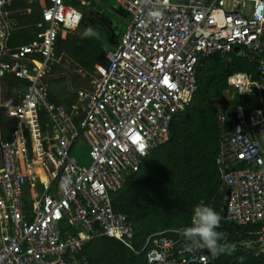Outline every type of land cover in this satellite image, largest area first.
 I'll return each mask as SVG.
<instances>
[{
  "label": "built area",
  "instance_id": "2783aa9c",
  "mask_svg": "<svg viewBox=\"0 0 264 264\" xmlns=\"http://www.w3.org/2000/svg\"><path fill=\"white\" fill-rule=\"evenodd\" d=\"M13 1L0 0V264H91L83 252L99 237L135 250L134 224L115 193L171 139L199 90V65L237 48L259 68L256 80L229 77L249 105L218 109L216 163L221 190L230 189L219 232L222 242L242 237L237 246L264 256V0H115L130 17L125 34L105 66L85 59L89 85L58 104L49 94L65 53L56 47L82 14L75 0H32L41 8L35 38L14 45ZM80 137L89 166L72 152ZM180 230L147 238L140 252L149 264H216Z\"/></svg>",
  "mask_w": 264,
  "mask_h": 264
},
{
  "label": "trees",
  "instance_id": "16d2710c",
  "mask_svg": "<svg viewBox=\"0 0 264 264\" xmlns=\"http://www.w3.org/2000/svg\"><path fill=\"white\" fill-rule=\"evenodd\" d=\"M86 1L87 5H81L78 0L69 2L82 14L79 28L86 27L84 24H100L109 41L117 47L126 32L123 31L125 28L116 24L109 13L102 11V6L93 0ZM104 2L102 0V4ZM97 8L96 15L88 14L87 9L91 12ZM31 40H19L16 45ZM68 45L70 54L80 61L86 54L97 60V50L100 54L108 53L103 43L93 37L85 42L81 38L74 42L68 40ZM258 68L256 61H242L237 51L226 56L217 54L199 65V90L193 102L176 116L171 127V139L145 159L141 169L131 177L129 185L115 193V202L121 203L122 210L134 224L136 249H129L117 239L101 237L85 246L83 254L91 264H149L148 256L140 251L150 235L191 227L194 209L201 202L223 215L225 196L216 163L223 137L218 109L249 105L248 97L237 95L230 89L229 77L246 73L256 80ZM232 227L227 228L231 230ZM221 229L220 226L217 231ZM238 229L240 232L248 230ZM242 240V237H234L228 242L221 241L232 247L229 253L216 256V264H264L263 255L243 251L244 248L237 246V242Z\"/></svg>",
  "mask_w": 264,
  "mask_h": 264
},
{
  "label": "crops",
  "instance_id": "0c3cea01",
  "mask_svg": "<svg viewBox=\"0 0 264 264\" xmlns=\"http://www.w3.org/2000/svg\"><path fill=\"white\" fill-rule=\"evenodd\" d=\"M78 1L81 3V5H87L86 0H78ZM93 1L102 7L104 5L102 4V0H93ZM96 10L99 9L97 8L91 10V12L87 9V11L89 12L88 14L90 16L96 15L97 12ZM6 11H7V19L11 25L12 42L14 45H16V43H18L19 40L27 39V38L29 39L35 38V33L37 30L36 24L38 23L37 21L40 19L41 16V8L39 5L35 4L32 0H14L13 3L9 7H7ZM102 11H105L104 7ZM102 11L100 12L102 13ZM115 12L118 15L128 16L118 6ZM95 24L96 23H93V25ZM127 27H128V23H127ZM82 33H83L82 28L78 27L75 31L69 32L66 35L65 43L61 41L57 45L56 53L57 54L65 53V60L59 70L60 79L55 81L56 83L55 85L57 86H52L49 94L50 99L55 104L65 102V100L67 99L69 89H73V88L76 89L79 87H86L89 85V73L86 72L87 69L89 70V66L85 63V59L95 62L97 66L106 65V55H104L103 53L100 54L99 50H97L98 51L97 52L95 48H93V50L96 51L97 55L99 56L98 57L99 60L98 59L95 60L91 58L90 55L86 54L83 57L82 61H80L78 58L75 59V57H73L70 54L69 52L70 45H68V40L74 42L76 39L81 38L85 42V40L92 38V37H83ZM62 39H64V36H62ZM13 85L17 86V81H13ZM70 99H71V94L69 95L67 102ZM80 138L79 141L81 140L82 142L87 143L83 137ZM222 210L224 211V207Z\"/></svg>",
  "mask_w": 264,
  "mask_h": 264
},
{
  "label": "clouds",
  "instance_id": "9594fccd",
  "mask_svg": "<svg viewBox=\"0 0 264 264\" xmlns=\"http://www.w3.org/2000/svg\"><path fill=\"white\" fill-rule=\"evenodd\" d=\"M82 36L99 38V33L87 28ZM221 220L222 217L212 207L201 202L194 209L193 226L180 230V234L190 247L206 248L213 256L229 253L232 246L221 243L223 233L217 231L221 226Z\"/></svg>",
  "mask_w": 264,
  "mask_h": 264
},
{
  "label": "rangeland",
  "instance_id": "374dc122",
  "mask_svg": "<svg viewBox=\"0 0 264 264\" xmlns=\"http://www.w3.org/2000/svg\"><path fill=\"white\" fill-rule=\"evenodd\" d=\"M103 7L105 8V11L111 15L113 21L116 24L120 25V27L122 26L123 29L125 28L123 31L127 30L126 27H127L128 21H129V17L125 16V15L116 14L115 11L117 9V3L115 2V0H105ZM84 25H86V27L88 26V24H84ZM86 27H82L83 32L85 31V29H87ZM88 28H91V29H93L99 33V38H96V39L103 43V45L105 46L104 50L106 52L112 51L116 48L115 46H113V43H111L109 41L108 35H107L106 31L104 30V28L102 27V25H100V24H95V25L89 24ZM93 38H95V37H93ZM241 50H242L241 48L236 49L238 54H240ZM55 84H56L55 81H52L51 87L57 86ZM73 154L82 165H84V166L90 165L91 158L89 155V146L87 143H84L81 140L79 141V139H78V141L74 145ZM211 172L213 174H215L214 170H212ZM100 238L101 237L96 238L95 240L100 239ZM95 240H93V241H95ZM243 251H245V250L243 249Z\"/></svg>",
  "mask_w": 264,
  "mask_h": 264
},
{
  "label": "water",
  "instance_id": "95a60500",
  "mask_svg": "<svg viewBox=\"0 0 264 264\" xmlns=\"http://www.w3.org/2000/svg\"><path fill=\"white\" fill-rule=\"evenodd\" d=\"M254 54L259 58V54L255 51ZM224 194L226 196H229L230 195V189H226V191L224 192ZM226 210H227V205L225 204L224 205V212L226 213Z\"/></svg>",
  "mask_w": 264,
  "mask_h": 264
},
{
  "label": "snow or ice",
  "instance_id": "6c2138e0",
  "mask_svg": "<svg viewBox=\"0 0 264 264\" xmlns=\"http://www.w3.org/2000/svg\"><path fill=\"white\" fill-rule=\"evenodd\" d=\"M141 148H143V145L141 144Z\"/></svg>",
  "mask_w": 264,
  "mask_h": 264
}]
</instances>
